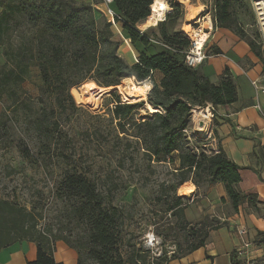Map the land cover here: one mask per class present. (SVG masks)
I'll use <instances>...</instances> for the list:
<instances>
[{
    "label": "trees",
    "instance_id": "obj_1",
    "mask_svg": "<svg viewBox=\"0 0 264 264\" xmlns=\"http://www.w3.org/2000/svg\"><path fill=\"white\" fill-rule=\"evenodd\" d=\"M212 1L214 29L238 34L264 64V42L260 34L261 41L256 42L239 29L230 0ZM168 2L171 11L165 20L141 31L138 26L152 17L153 0H113L110 7L120 18L122 35L137 54V61L129 64L119 53L121 42L114 37L113 25L104 15L96 17L91 4L77 0H0L1 47L7 45L12 32V55L7 49L4 51L12 69L0 79V89L8 81H24L31 66H37L40 71L41 90L55 92L60 106H63L64 96L74 104L70 89L87 81L104 88H115L127 78H133L137 83H150L152 89L146 102L121 104L119 98L115 102L111 116L120 134L137 138L149 160L173 161V153H178L177 189L186 182H192L197 190L204 182L222 183L229 207L237 214L241 206L252 205L258 199L256 194L239 190L241 168L220 146L218 152L211 154L196 151L199 146L189 147L187 134L196 109L234 104L238 99L237 88L227 69L220 82L214 84L197 68L186 64V53L192 42L178 29L184 23L185 9L175 0ZM217 54H221L220 51ZM155 72L162 74L159 82L154 78ZM146 103L157 112L135 121L137 111ZM213 115L215 118L216 113ZM258 146L260 143H256L254 153L264 157V148ZM62 186L77 202L74 211L88 233L87 245L74 246L70 239H57L77 251L78 264H86L83 251H87V258L96 264H146L133 256L125 258L121 253L120 231L116 225L118 211L104 207L103 195L94 181L74 173L63 179ZM222 202L226 203L225 200ZM185 208L183 197H178L169 211L185 220ZM37 225L32 212L0 199V251L18 241L30 240L37 245V255L29 264H62L54 259V244L50 237L37 230ZM199 225L202 236L191 245L189 252L204 247L209 233L225 223L202 221L195 226ZM175 259L168 260L164 255L155 264H169ZM232 264H240L235 255Z\"/></svg>",
    "mask_w": 264,
    "mask_h": 264
},
{
    "label": "rangeland",
    "instance_id": "obj_2",
    "mask_svg": "<svg viewBox=\"0 0 264 264\" xmlns=\"http://www.w3.org/2000/svg\"><path fill=\"white\" fill-rule=\"evenodd\" d=\"M168 1L165 15L171 11ZM230 1L239 29L260 42L249 0ZM150 23L149 19L138 27L142 31L140 27ZM187 28L196 31L197 27L193 23L178 27L193 42ZM114 37L123 44L120 37ZM8 40L6 46H0V79L12 69L4 54L7 49L12 55V32ZM90 83L96 84L87 81L71 88L74 104L64 96L63 106L57 103L55 92L41 90L43 82L37 66H31L24 81H8L0 89V199L32 212L37 219V230L46 233L54 245L60 237L70 239L74 246L87 245V230L74 211L77 202L62 186L66 176L77 173L97 184L106 209H117L119 249L125 258L133 256L146 264H155L164 255L168 260L180 259L199 241L202 230L200 225L196 227L175 216L169 208L182 197L184 189L190 192L194 186L185 184L184 189H177L175 161L149 160L137 138L120 134L111 116L117 99L121 104L139 103L146 102L147 96L131 99L119 89L121 81L119 87L95 96L94 104L89 107L79 102L78 92L82 85ZM200 111H208L210 116L196 117ZM212 114L209 105L193 112L187 134L189 147L199 146L196 151L211 154L218 150V123ZM151 115L145 105L137 111L135 121ZM197 126L205 131L196 132ZM172 156L175 158L176 153ZM208 185L202 183L195 196L183 198L186 208H203L206 215L199 223H224L221 219L234 213L224 202L215 205L208 202ZM240 209L264 220V208L258 199ZM87 255L83 251V261L96 264Z\"/></svg>",
    "mask_w": 264,
    "mask_h": 264
},
{
    "label": "crops",
    "instance_id": "obj_3",
    "mask_svg": "<svg viewBox=\"0 0 264 264\" xmlns=\"http://www.w3.org/2000/svg\"><path fill=\"white\" fill-rule=\"evenodd\" d=\"M77 1L91 4L96 17L105 16L106 6L102 0ZM175 2L183 3L185 6L184 26L193 23L197 30L203 29L208 33L209 37L204 46L206 59L197 67L199 72L212 83L218 84L227 69L236 85L238 99L234 104L215 108L209 105L216 113L218 146L241 168L242 181L238 185L239 190L246 194H256L260 205L264 208V157L254 153L256 143H260L257 148H264V64L251 51L248 44L236 34L226 29H214L212 0H175ZM112 31L116 37L123 40L119 48L120 55L129 64L135 63L137 54L130 41L123 37L121 24L112 26ZM218 51L221 54H217ZM156 77L159 82L162 74L155 72L154 78ZM253 83H256L257 89ZM173 161L179 167L178 153ZM185 184H192L194 189L190 192L186 191ZM181 187L185 191L181 193L183 198L188 199L197 193V188L192 182H186ZM207 193V200L211 204L215 205L225 200V205H229L222 183L209 184ZM184 215L188 222L197 224L206 213L200 206H190L185 209ZM221 220L225 225L209 233L204 247L189 252L180 259L172 260L169 264H232L234 255L240 264H246L247 260L264 264V220L259 216L248 214L244 209H240L234 216ZM242 227L248 232L245 239L237 233ZM243 241L250 242V246L240 256L237 250ZM36 255V243L21 240L0 251V264H29L36 259ZM53 255L57 263L78 264L77 251L68 247L63 241L55 243Z\"/></svg>",
    "mask_w": 264,
    "mask_h": 264
},
{
    "label": "bare ground",
    "instance_id": "obj_4",
    "mask_svg": "<svg viewBox=\"0 0 264 264\" xmlns=\"http://www.w3.org/2000/svg\"><path fill=\"white\" fill-rule=\"evenodd\" d=\"M166 0H154V3L151 7L152 9V17L150 18V24H144L140 28L141 29H147L149 27L155 26L157 21L161 19L164 20L165 11H166ZM189 27V26H188ZM188 32L190 33V37L192 41L197 45L198 50H201L203 46L205 45L208 34L202 31H195L187 28ZM120 86V85H119ZM117 86V87H119ZM110 88H99L94 83L90 84H84L82 85L81 89H79L78 92V100L81 104L88 105L89 107H92L94 104V97L104 93L106 90ZM117 89V88H116ZM119 89H122L126 96L130 97L131 99H143L147 96L148 92L152 89V85L148 82L145 83H136L133 78H127L122 81V85L119 87ZM146 109L150 112V114H154L157 112L155 108L150 106L148 103L146 104ZM199 115V117L207 119L210 114L208 111H203L200 113H196V117ZM196 132L203 133L205 130L200 128V126L195 128Z\"/></svg>",
    "mask_w": 264,
    "mask_h": 264
},
{
    "label": "built area",
    "instance_id": "obj_5",
    "mask_svg": "<svg viewBox=\"0 0 264 264\" xmlns=\"http://www.w3.org/2000/svg\"><path fill=\"white\" fill-rule=\"evenodd\" d=\"M102 2L106 6L105 17L107 18L108 22L111 23L113 26L120 24L119 23L120 18L110 7L113 0H102ZM249 2L251 5V10L253 12V15L255 17L257 31L259 32L264 42V0H249ZM166 15H165V18H166ZM204 46L201 50H198L197 45L194 42H192V47L186 53V59H185L186 64L189 67L197 68L204 62V60L206 59V55L203 54ZM253 85L255 86L256 89L258 88L256 86V83H253ZM213 117L214 116L212 114V118ZM237 233L242 239H245L248 235L247 229L243 227L238 229ZM249 246H250V242L243 241L242 245L237 250V254L241 256L244 253V250L248 249ZM246 264H258V262L255 260H247Z\"/></svg>",
    "mask_w": 264,
    "mask_h": 264
}]
</instances>
